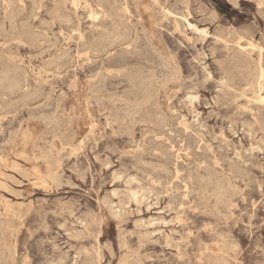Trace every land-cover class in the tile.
I'll return each instance as SVG.
<instances>
[{
	"label": "rangeland",
	"instance_id": "374dc122",
	"mask_svg": "<svg viewBox=\"0 0 264 264\" xmlns=\"http://www.w3.org/2000/svg\"><path fill=\"white\" fill-rule=\"evenodd\" d=\"M17 1L0 0V70L25 80L0 90V264H264V0H110L131 39L108 52L97 0ZM123 65L154 72L158 119L127 113Z\"/></svg>",
	"mask_w": 264,
	"mask_h": 264
},
{
	"label": "bare ground",
	"instance_id": "6f19581e",
	"mask_svg": "<svg viewBox=\"0 0 264 264\" xmlns=\"http://www.w3.org/2000/svg\"><path fill=\"white\" fill-rule=\"evenodd\" d=\"M3 1L7 3L9 11L12 15L19 16L23 12L25 4L20 2L18 3L17 0ZM70 1L75 6L79 3L78 0ZM95 5L97 6V8H94L90 4L87 5L89 16L91 18L97 19L98 13H102L103 18L106 20V22L103 23L98 35L95 36L91 41V45L95 49L100 48L102 51L108 52L112 47L121 46L122 44L128 43L131 39L130 33L126 24L123 21L122 15L119 13L120 11H118L117 9L118 5H116V3L110 0H97ZM121 12L124 13L125 9ZM51 13L56 18H60L65 22L71 21V18L65 13V10L61 5H55ZM195 29L200 32L202 31L201 29H198L196 27ZM21 33L25 37H29L30 41L38 40V34L32 32L30 28H27L25 25H22ZM56 57L57 58L51 60L47 64L57 63L58 60H61L60 55ZM124 69L125 71H127V80L130 84V90L134 94L133 99L128 104L127 113L131 114L132 116L135 114H141L148 116L149 118L158 119L157 114L150 108L153 87L152 76L154 75V72L150 69H147V71H143L142 69V71L135 70L134 72L130 73L127 68ZM262 75V72H259V76L261 77ZM98 86H104L103 79L99 80ZM24 87L25 80L23 79L22 74L20 73L18 68H16L15 66L6 65L2 70H0L1 91H18L23 89ZM32 92V90H26L22 92V97H27L31 95ZM262 100L264 101V96H262ZM212 185L213 194L216 196L217 199H219L222 194L223 184L220 180H216L212 181Z\"/></svg>",
	"mask_w": 264,
	"mask_h": 264
}]
</instances>
